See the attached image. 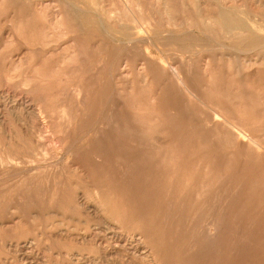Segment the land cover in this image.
<instances>
[{"label":"rangeland","instance_id":"374dc122","mask_svg":"<svg viewBox=\"0 0 264 264\" xmlns=\"http://www.w3.org/2000/svg\"><path fill=\"white\" fill-rule=\"evenodd\" d=\"M0 264H264V0H0Z\"/></svg>","mask_w":264,"mask_h":264},{"label":"bare ground","instance_id":"6f19581e","mask_svg":"<svg viewBox=\"0 0 264 264\" xmlns=\"http://www.w3.org/2000/svg\"><path fill=\"white\" fill-rule=\"evenodd\" d=\"M77 7V6H76ZM76 9V8H75ZM227 10V9H226ZM229 10V9H228ZM220 19L222 20V24L224 25L226 31L228 30L229 33L233 34H244L245 28L247 26V22L245 19L239 17L237 14H235L232 10L231 12L229 11H220L219 12ZM129 26V25H128ZM131 28V27H130ZM130 28L128 27L127 35L129 38L127 39L130 42H134L136 40L139 41V38H133L132 33L133 31L130 32ZM133 28V27H132ZM247 31V30H246ZM248 32V31H247ZM205 34V33H204ZM169 35V34H168ZM154 38H156L154 36ZM141 39V38H140ZM158 39V38H156ZM217 42V41H216ZM122 43V42H121ZM219 44V43H218ZM236 51V50H235ZM239 51V50H238ZM240 52V51H239ZM242 54V52H241ZM243 55V54H242ZM183 62V61H182ZM219 112V111H218ZM204 121V120H203ZM209 121V120H208ZM69 156V155H68ZM41 167V166H40ZM27 171V170H26Z\"/></svg>","mask_w":264,"mask_h":264}]
</instances>
